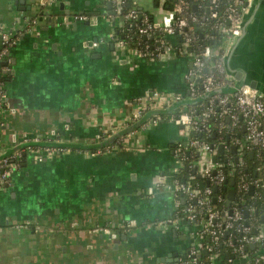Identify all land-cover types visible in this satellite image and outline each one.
<instances>
[{
	"label": "crops",
	"instance_id": "1",
	"mask_svg": "<svg viewBox=\"0 0 264 264\" xmlns=\"http://www.w3.org/2000/svg\"><path fill=\"white\" fill-rule=\"evenodd\" d=\"M39 1L0 0V34L13 38L0 154L25 139L66 149L42 160L26 151L0 189V264H176L190 243L203 242L195 227L156 222L174 211L176 152L187 137L166 117L178 107L134 118V98L149 90L184 92L190 57L147 59L112 42L123 16L111 0L110 9L103 0H55L38 9ZM123 1L158 21L157 0ZM246 1L241 34L223 64L236 84L264 92V0ZM117 139V149L100 151ZM260 179L264 185V169Z\"/></svg>",
	"mask_w": 264,
	"mask_h": 264
},
{
	"label": "built area",
	"instance_id": "2",
	"mask_svg": "<svg viewBox=\"0 0 264 264\" xmlns=\"http://www.w3.org/2000/svg\"><path fill=\"white\" fill-rule=\"evenodd\" d=\"M55 0H44L45 4H51ZM117 7L119 3L121 6L118 9L119 13L124 5L123 0H111ZM165 0H157L161 13L159 14L158 21L148 22L145 21V25L138 29L140 35L148 36L149 33L156 29L159 35L155 39L158 44L154 49L158 51V56L162 54L170 55L175 54L176 48L173 43V37L182 30H187L186 35H182V42L177 53L179 55H188L191 61V67L186 71L185 77L188 79H199L203 93L206 94V103L200 109V114L196 118L189 109L186 108L185 100L193 99L196 96L194 91V82L188 81L185 83L189 88V93L184 95L182 91H174L173 93H163L159 90H149L140 94L134 98L137 112L133 116L137 118L142 111L146 110H160L165 109L173 103H179L177 108V115L173 118L174 122L180 126V132L187 137V141L184 146H193L198 153V158L195 162L188 165V168H193L201 176L206 177L210 185L204 188H198L193 186L188 181L181 182L174 178L171 185V191L174 195V210L179 207L178 197L181 195L184 199H192L199 207L206 206V214L197 216L200 213L196 210L193 204L188 203L184 208L185 218L188 220V226L195 227L196 234L200 237L206 235L210 238L211 244L204 245L197 242L190 243L186 256L179 258L176 264H199L200 262V249H205L207 252L212 251V244L217 242L220 235L226 233L228 235L227 243L233 246L234 235L229 233V229L235 226V222L242 220V214L238 207L233 205L229 210L224 209L222 211L223 219L219 215V210L213 209L210 205V199L212 197V186H221L226 182L225 168L234 170V163L228 161L227 163L218 162L213 157H216V151L218 145L223 146V152L231 150V147H235V153L232 156L236 160V164L242 163V153L250 149V145L255 144L258 148H264V92L256 89L255 87L247 84H236L234 79L226 71L223 58L229 43L235 37L239 36L242 31L243 16L247 9L246 0H197L189 2L188 0H176L170 8H164L163 3ZM194 6L197 9L205 10V21L211 22V27L223 35V40L219 46L213 47L209 44L203 45L197 52L190 50L191 46L200 43V39L196 36V25L193 23L199 22V17L189 11L190 6ZM117 12V8L116 11ZM131 18H136V12L131 10L128 14ZM72 18L77 20H83L86 16L82 14H73ZM66 21V19H65ZM67 24V23H66ZM11 39V41H9ZM13 38L8 33L0 34V41L9 45L13 43ZM118 43L123 44L118 40ZM147 47V45H145ZM135 53L140 57L152 56L153 52L150 50H135ZM157 56V57H158ZM151 59V58H149ZM8 60L5 55V49L0 50V69L8 70ZM212 68L213 71H205L200 73L199 70ZM0 81V126L2 122V112L6 107L5 92L1 88ZM226 118L227 125L221 121ZM217 119L216 133L217 142L209 144L205 140H196L189 137V131H198L205 135H209L213 128L208 125V119ZM241 129V134L232 136L229 140L222 138V133H235ZM242 129L244 132L242 133ZM213 133V132H212ZM231 135V134H230ZM30 141H38V139L23 140L22 144L27 147H34L29 145ZM228 141V142H227ZM122 142V141H121ZM120 145V143H119ZM37 148H28L27 151L32 153L36 160H42L46 156H55L66 148L57 147L54 144L45 146H36ZM181 147V146H180ZM179 147V148H180ZM118 145L113 144L111 146H105L100 151H109L117 149ZM177 149L176 157L178 160V167L182 166L181 154L184 149ZM19 149L16 148L8 156L6 154H0V189H3L10 181L13 173L18 169L17 159L19 158ZM194 166L196 168H194ZM224 166H226L224 168ZM264 169V167L262 168ZM258 187V181L247 182L244 178L239 177L236 181H233L234 196L237 195L238 199H241L243 194L248 191L249 186ZM228 184L226 185V189ZM151 192V188L149 189ZM218 201H225V195H218ZM253 207L249 206L247 212L253 211ZM202 213V212H201ZM160 227H173L178 228L181 226L179 218L168 217L156 221ZM261 227V226H260ZM236 230L240 233L239 238L236 239L239 245L233 246V251H241L243 245L256 243L264 240V227L259 228V235L250 232V227L241 224L236 225ZM218 255L211 254L209 256L210 263L216 264L215 259ZM246 261V255L242 254V257ZM260 257L256 259L259 260Z\"/></svg>",
	"mask_w": 264,
	"mask_h": 264
},
{
	"label": "trees",
	"instance_id": "3",
	"mask_svg": "<svg viewBox=\"0 0 264 264\" xmlns=\"http://www.w3.org/2000/svg\"><path fill=\"white\" fill-rule=\"evenodd\" d=\"M176 0H165L163 3L164 8H170L173 3ZM189 2H194L197 0H188ZM133 10L136 12V18H131L128 16L130 11ZM121 13L123 16V21L121 26H115L114 27V33L112 35V42L122 41L125 46L128 48L137 50H150L153 52L152 56H146L145 58H157L158 51H156L154 48L158 45L155 41L157 36L159 35V32H157L156 29L152 30L148 36L140 35L138 33V29L145 25V21L152 22L151 17L146 12L140 10L136 5H130L126 6V4L123 5L121 9ZM189 11L196 14L199 18V22L193 23V25H196L197 30L195 31L196 36L200 39V43L196 44L194 46L190 47V50L193 52H197L199 48H201L205 44H209L213 47H217L220 45V43L223 40V35L218 32L217 30L213 29L211 27V22L205 21V10L204 9H197L194 6L189 7ZM32 20H34V17H31L26 22L27 27L31 24ZM31 26V25H30ZM188 32L187 30H182V32H179V34L174 35L173 43L175 45L176 51L177 48L181 45L182 42V35H186ZM11 41V39H9ZM11 45V44H10ZM8 42H1L0 41V50L5 49V55L8 60L7 67L10 63L9 58V47ZM147 45V47H145ZM175 51V55H179ZM191 67V66H190ZM189 67V68H190ZM213 71L212 68L208 67L206 69H200V73H204L205 71ZM12 72L10 68L8 70L0 69V81L2 83L1 88L4 90L5 95L7 94L6 90V83L11 79ZM188 81L194 82V91L196 93L195 98L193 99H186V108L189 109V111L194 115L196 118L200 114V109L203 105L206 103V94L203 93L201 81L199 79H190V78H184V83H188ZM184 89V95H187L189 93L188 87L183 86ZM177 112L174 113V115H168L166 116L169 119H173L176 117ZM165 115H160V117L165 119ZM221 121H223L224 125H227V120L224 117ZM216 124L217 119L209 118L208 119V125L213 128L212 132L209 135H205L203 133H200L198 131H189V137L196 140H205L209 144H214L217 142V133L215 135L214 132H216ZM231 134V135H230ZM222 133V138L224 140H229L232 136H236L237 134H241V129L236 131L235 133ZM50 144H54L50 141H47ZM118 139L111 144H108V146H111L115 143H118ZM228 142V141H227ZM56 145V144H54ZM57 146V145H56ZM107 146V145H105ZM105 146L101 147L103 149ZM65 148V146H57ZM28 148H39V147H27L26 145H23L21 148H19V158L17 159L18 162V169L20 168L23 157L26 154V151ZM75 149V148H74ZM99 148H92V151H95ZM179 149H184L183 153L181 154L182 159V166L177 167L174 177L178 179L181 182H189L193 186H197L198 188H204L208 185H210L209 181L206 177L201 176L197 171H193V168H185L186 166L190 165L193 161H196L197 155H196V149L193 146H181ZM251 153V155H250ZM10 153H7L6 155H10ZM216 157L215 159L218 162L221 163H227L228 161H232L235 165L234 170L230 171V168H225L224 170L226 173V182L223 183L221 186H212V197L210 199L209 205L213 209L219 210L220 219L222 215V211L224 209L229 210L233 205L238 207L241 211L242 220H239L238 222H235V226L233 228H230L228 231L229 233L234 235V239L232 241L233 246L239 245L236 241L237 238H239L240 233L238 230H236V225L240 226L241 224H245L250 227V232L253 234L259 235V228L260 224L264 222V219L261 220L260 214L262 213V205L264 204V197H263V189L264 185L261 183V169L264 167V148H258L257 145L252 144L250 145V149L246 150L242 153V163L236 164V160L232 156L231 150L224 151L222 153H219L216 151ZM194 168H196L194 166ZM239 177H242L247 182H255L258 181L259 185L258 187H255V191L253 193H249L246 191L241 199H238V196L235 195L232 200L230 201L229 205L225 204V201H218L217 196L218 195H225L226 193V185H229L230 179H233V181H236ZM179 199V207L172 212L171 217L179 218L180 221L184 224H188V220L185 218V212L184 208L188 203L193 204V206L196 207V210H198L200 213H197V216L199 215H205L206 214V206L198 207L196 203L192 199H183L180 195L178 197ZM249 206H252L254 209L252 212L249 211V213L246 211ZM244 211H246V215H244ZM202 212V213H201ZM221 219V220H222ZM228 235L226 233H223L220 235L217 242L213 243V249L212 251L207 252L206 254L203 253V249H200L199 255H200V262L199 264H211L209 256L211 254L218 255V258L214 260L216 264H236V260H239L242 257V254L246 255V261H243L242 263L237 264H264V240L254 243V247H249L248 245H243L241 247V251H233V246L228 245L227 243ZM203 239V245H210L211 240L209 237L204 235L202 237ZM260 257L259 260L256 261V259Z\"/></svg>",
	"mask_w": 264,
	"mask_h": 264
},
{
	"label": "water",
	"instance_id": "4",
	"mask_svg": "<svg viewBox=\"0 0 264 264\" xmlns=\"http://www.w3.org/2000/svg\"><path fill=\"white\" fill-rule=\"evenodd\" d=\"M103 3H106V5H107V7L110 9V1L109 0H103ZM39 4L40 5H38V9H40V8H42V7H44L45 5H48V4H45L44 3V0H40L39 1ZM129 2L127 3V6H129ZM120 4L118 3L117 4V8L119 9L120 8ZM31 8V6H27V9L29 10ZM117 9V13H119V10ZM110 11V10H109ZM112 12V11H111ZM36 13L37 12H31V15L30 16H32V17H35L36 16ZM28 19H29V17H27ZM31 18V17H30ZM28 19H27V21H28ZM180 105V102L179 103H173L172 105H170L169 107H167L166 109H160V110H156V111H153V113H159V112H166V111H168V110H170L171 108H175V107H178ZM145 119V118H144ZM124 131L123 130H121V131H119V132H117L116 134H114V135H112L109 139H107L104 143H108V142H111V140L113 139V138H115L117 135H119V134H122ZM29 145H32V146H45V145H50V143H46V142H42V141H30L29 143H28ZM17 148V146L15 147V149ZM222 148H223V146L220 144V145H218V152L219 153H222L223 151H222ZM231 151H232V153L234 154L235 153V147L233 146V147H231ZM198 154V153H197ZM213 160H215V157H213ZM186 168V167H185ZM193 171H194V169H193ZM229 185L230 186H233V179H230V181H229ZM252 192V185H250V187H249V193H251ZM234 194V190H233V188L232 187H230L229 189H228V194H227V200H226V205H229L230 204V200L233 198V195ZM264 207V206H263ZM246 211H244V215H246ZM249 247H253V245L251 244V245H249ZM204 253H206V250H204L203 251Z\"/></svg>",
	"mask_w": 264,
	"mask_h": 264
},
{
	"label": "bare ground",
	"instance_id": "5",
	"mask_svg": "<svg viewBox=\"0 0 264 264\" xmlns=\"http://www.w3.org/2000/svg\"><path fill=\"white\" fill-rule=\"evenodd\" d=\"M218 150V149H217Z\"/></svg>",
	"mask_w": 264,
	"mask_h": 264
}]
</instances>
